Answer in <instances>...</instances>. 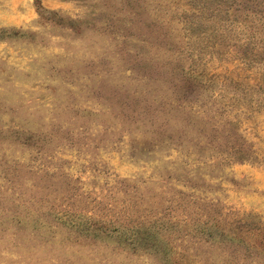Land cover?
I'll use <instances>...</instances> for the list:
<instances>
[{
  "label": "rangeland",
  "instance_id": "1",
  "mask_svg": "<svg viewBox=\"0 0 264 264\" xmlns=\"http://www.w3.org/2000/svg\"><path fill=\"white\" fill-rule=\"evenodd\" d=\"M0 264H264V0H0Z\"/></svg>",
  "mask_w": 264,
  "mask_h": 264
},
{
  "label": "trees",
  "instance_id": "2",
  "mask_svg": "<svg viewBox=\"0 0 264 264\" xmlns=\"http://www.w3.org/2000/svg\"><path fill=\"white\" fill-rule=\"evenodd\" d=\"M185 90L187 93L189 89ZM185 98H187V96ZM190 102H184L178 105L168 103V111L176 109L179 111H186L189 117L203 118L204 125L199 127L197 135V147L188 146V148H192V150L198 154L200 159L206 161L217 159L220 163L223 162V164H228L246 162L254 158L255 151L253 147L248 140L240 134V130L234 126L231 121H227V125L221 124V121H218L216 116L209 112V109L206 110L202 108L203 105H201V103L195 104L194 101ZM170 123L171 119L168 118V127ZM100 229V227L86 224L80 230L87 235L90 233L98 235L100 234ZM117 230L116 235H114L115 233L113 231L110 236H115L120 239L125 238V240H130L132 244H136L138 238L140 239L136 228L130 229L131 231H126L125 229Z\"/></svg>",
  "mask_w": 264,
  "mask_h": 264
}]
</instances>
